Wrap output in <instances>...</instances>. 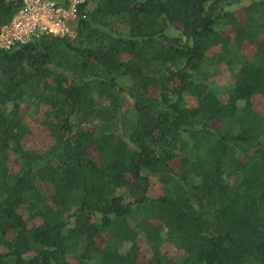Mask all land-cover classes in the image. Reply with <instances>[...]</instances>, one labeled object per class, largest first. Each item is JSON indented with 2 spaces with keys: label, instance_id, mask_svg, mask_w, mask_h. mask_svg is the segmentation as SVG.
I'll return each instance as SVG.
<instances>
[{
  "label": "trees",
  "instance_id": "obj_1",
  "mask_svg": "<svg viewBox=\"0 0 264 264\" xmlns=\"http://www.w3.org/2000/svg\"><path fill=\"white\" fill-rule=\"evenodd\" d=\"M241 1L84 0L73 37L0 49V264H264V0Z\"/></svg>",
  "mask_w": 264,
  "mask_h": 264
},
{
  "label": "built area",
  "instance_id": "obj_2",
  "mask_svg": "<svg viewBox=\"0 0 264 264\" xmlns=\"http://www.w3.org/2000/svg\"><path fill=\"white\" fill-rule=\"evenodd\" d=\"M84 0H22L10 20L0 27V49L24 45L42 35L74 36V22L85 18Z\"/></svg>",
  "mask_w": 264,
  "mask_h": 264
},
{
  "label": "rangeland",
  "instance_id": "obj_3",
  "mask_svg": "<svg viewBox=\"0 0 264 264\" xmlns=\"http://www.w3.org/2000/svg\"><path fill=\"white\" fill-rule=\"evenodd\" d=\"M251 1L252 0H242L240 3H238V4L234 5V6H231V9H233L235 7H239V6L244 5V4H248ZM215 80L218 83H222V82H224L226 80V78H225V76L221 75V76H217V78ZM123 107L124 108L131 107V101L129 99L125 100ZM44 141H45V135L40 130H35L34 136L32 138H29L26 141V144H27V146L35 148V147L43 146ZM154 191H156L155 188H152V193H154Z\"/></svg>",
  "mask_w": 264,
  "mask_h": 264
}]
</instances>
